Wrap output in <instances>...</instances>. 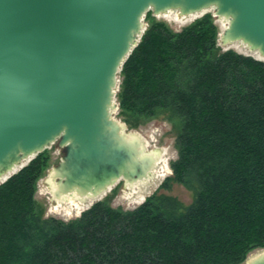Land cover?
<instances>
[{
    "label": "trees",
    "instance_id": "trees-1",
    "mask_svg": "<svg viewBox=\"0 0 264 264\" xmlns=\"http://www.w3.org/2000/svg\"><path fill=\"white\" fill-rule=\"evenodd\" d=\"M150 14L117 100L131 126L161 113L177 123L172 175L130 210L104 199L46 217L45 149L0 184V264H242L264 248V61L222 50L211 13L180 30ZM173 183L191 203L165 192Z\"/></svg>",
    "mask_w": 264,
    "mask_h": 264
},
{
    "label": "water",
    "instance_id": "water-1",
    "mask_svg": "<svg viewBox=\"0 0 264 264\" xmlns=\"http://www.w3.org/2000/svg\"><path fill=\"white\" fill-rule=\"evenodd\" d=\"M210 8L228 19L221 45L242 42L264 60V0H0V184L56 142L54 197L99 201L121 180L150 179L154 152L114 115L119 72L148 11ZM249 257L242 264H264V248Z\"/></svg>",
    "mask_w": 264,
    "mask_h": 264
},
{
    "label": "rangeland",
    "instance_id": "rangeland-1",
    "mask_svg": "<svg viewBox=\"0 0 264 264\" xmlns=\"http://www.w3.org/2000/svg\"><path fill=\"white\" fill-rule=\"evenodd\" d=\"M151 11V17L156 19V20H162L167 22L173 29L180 30L182 27L190 24L193 22L196 18L202 16L205 13H211L215 19V22L219 26L220 32L223 31L224 29V24L227 22L225 17L218 18L215 16V8H210L208 10H205L202 13H199L198 16L194 19L188 18L187 16L181 15L177 10H172L170 17H167L164 15H154L152 10ZM149 18H147V13L144 16V23L146 25V28L148 27L149 24ZM219 46L221 47L222 50H228V49H233L239 53H242L244 55H250L256 59H263L262 57L258 58L255 57L253 54L254 52L251 51L246 44L242 42H232L229 43L228 45H221L220 39L218 41ZM264 61V60H263ZM115 117L117 119H120L124 122V116L120 115V109H118L114 113ZM127 123V122H126ZM128 128L130 131L133 133L137 134L142 140L145 141L146 143V149L149 152H161L162 157L160 158L163 159L164 157L167 159L168 162V167L170 170V173L167 174L158 184L157 187L153 189H149L148 193L145 194V198L141 202H134L132 200H129L128 197L125 195V191L128 188L129 185L128 183H125L124 181H119L115 186L112 187V189L107 192L106 195L102 197V200L108 199L109 203L116 208H121L123 210H130L133 209L140 204H142L148 196L156 192L158 190L159 186L162 184V182L170 175H172L173 171L171 168V162L175 160L178 156V151L176 148V138L178 134V126L177 123L170 120L167 115L165 114H159L153 118H150L146 120L143 124H140L138 126H131L128 124ZM150 144V145H149ZM49 156H50V161L49 165L44 171V174L42 177L38 180L37 183V192H36V199L39 202V205L41 208L44 210V216L46 217H57L61 218L63 220H70L73 218H76L82 214L83 211L86 209L90 208L96 201H94L92 204H90L88 207L82 209L80 212L78 211H73L71 214L66 213L65 211L62 210H57L55 207L57 205V202L55 201V197L52 194L51 191V184H50V177L52 174L53 168L60 162L62 156L64 155V151L62 148L59 147L58 142L54 143L51 147L46 149ZM160 162V161H159ZM159 165V163H158ZM155 169V168H154ZM154 176V173H153ZM152 176V177H153ZM129 190V189H128ZM166 193L177 197L179 200L183 201L185 204H189L193 200V193L186 189L184 186L178 184V183H173L172 187L170 190L165 191ZM132 201V202H130ZM134 202V203H133ZM57 210V211H56ZM259 250L252 251L251 254H255L259 252ZM248 256V257H249Z\"/></svg>",
    "mask_w": 264,
    "mask_h": 264
},
{
    "label": "bare ground",
    "instance_id": "bare-ground-1",
    "mask_svg": "<svg viewBox=\"0 0 264 264\" xmlns=\"http://www.w3.org/2000/svg\"><path fill=\"white\" fill-rule=\"evenodd\" d=\"M171 12H169L167 17H170ZM198 14H191L187 15L188 18H196ZM227 22L224 24V28L228 24V19H226ZM255 57L260 58L261 56L258 53L253 54ZM131 137L138 136L135 133L131 134ZM144 144L146 145L145 141L143 140ZM150 145V144H149ZM154 156L156 158V167L153 170L154 176L151 177L150 179H146L145 181H140L134 184H131L128 186V188L125 191V195L128 197L129 200H132L134 202H141L145 198V194L148 193L149 189H153L158 186L159 182L167 175L170 173L169 167H168V162L167 159L164 157L163 159L160 160L162 157L161 152L155 151ZM160 161V162H159ZM159 163V165H158ZM50 184H51V191L52 194L54 195V191L57 189V184L54 183L51 179H49ZM129 189V190H128ZM55 201L57 202L56 209L57 210H62L65 211L66 213H72L73 211H78L80 212L82 209L88 207L90 204H92L94 201H96L99 198H96L91 195H84L80 196L78 194H67V195H62L60 197H55ZM130 201V202H132ZM133 202V203H134ZM56 210V211H57ZM255 254H251L249 259H251ZM257 255V254H256Z\"/></svg>",
    "mask_w": 264,
    "mask_h": 264
}]
</instances>
